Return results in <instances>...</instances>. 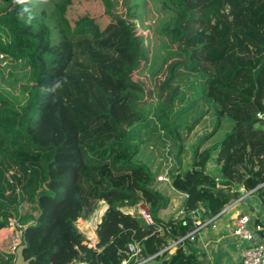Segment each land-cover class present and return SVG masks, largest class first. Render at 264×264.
I'll use <instances>...</instances> for the list:
<instances>
[{"label": "trees", "instance_id": "obj_1", "mask_svg": "<svg viewBox=\"0 0 264 264\" xmlns=\"http://www.w3.org/2000/svg\"><path fill=\"white\" fill-rule=\"evenodd\" d=\"M32 1L0 0V54L27 71L19 101L0 90V229L12 218L26 225L22 254L32 264H201L186 237L197 221L219 215L239 187L264 207V0H162L172 24L159 32L171 46L148 66L163 76L150 118L146 88L132 77L144 70V46L130 8L54 0L49 15ZM91 2L102 12L73 15ZM215 4L225 12L223 39L208 20ZM56 79L62 87L51 94ZM207 117L211 130L182 170L185 142ZM224 121L229 129L205 146ZM150 126L147 136L175 163L165 180L142 152ZM170 193L181 197L179 217L164 215ZM100 202L107 209L93 248L77 222ZM137 205L152 224L124 210ZM0 264L13 256L0 252Z\"/></svg>", "mask_w": 264, "mask_h": 264}, {"label": "rangeland", "instance_id": "obj_2", "mask_svg": "<svg viewBox=\"0 0 264 264\" xmlns=\"http://www.w3.org/2000/svg\"><path fill=\"white\" fill-rule=\"evenodd\" d=\"M116 4L115 11L119 14L126 15L128 13L127 8H130V12L133 15L131 18V22L134 24L136 32L143 41L144 51H143V61L142 64L144 66V70L139 68V71L133 74V79L141 81L145 88L147 95L145 96L146 101L151 108H146L145 117H152V111L157 107L159 99L156 92V89L160 88L162 83V75L157 77H151L148 71L149 63L153 60L155 54H167L169 48L171 46L170 41L163 37L160 34L161 28L164 26H168L172 24L171 15L173 13L172 10L169 9L167 4L162 3V0H114ZM54 0H33L32 5L36 11L44 10L49 15L52 11ZM1 5V4H0ZM100 8L97 4L91 2L88 4H84L81 8L73 12V15L82 16L84 14H99ZM224 8L220 4H215L209 11L208 20L211 25L220 31L222 39L224 38V34L226 32V24L224 20ZM223 48L222 43L219 46V50L217 51V55L221 52ZM174 59H170L168 62L173 61ZM27 79V71L22 67L20 63H16L3 57L0 54V90L4 92H8L10 97L18 98L16 101H19L22 96L21 94V86L25 85V81ZM149 92V94H148ZM212 126V118L207 117L201 125H199L195 131L192 133L190 138L185 142V152L182 156V163L180 169L186 170L190 167L193 160V150L200 140L201 136L210 132ZM153 126H150L146 131H144L141 135L144 143L142 147L143 155L147 158L149 163L152 165L153 170H157L159 172L157 178H166L167 171L174 166V160L170 157L165 158L166 154L161 152V141H159L157 136L148 137L147 134L154 132ZM230 127V124L227 121H224L221 130L211 138L205 146H210L214 142L218 141L219 138L226 132ZM165 152V151H164ZM173 163V165H172ZM208 172L213 176L218 175V169L213 164L208 168ZM158 181H160L158 179ZM102 202H100L97 208L94 210L91 216L95 215L98 211V215L102 208ZM181 204V197L178 195H173L170 193V206L167 212L164 215H174L175 217H179L181 215L179 211V205ZM142 205H138L132 207L129 211L130 214H138L139 208ZM28 209L27 205L21 209V212H25ZM127 209H125L126 211ZM128 211V210H127ZM36 214V212H33ZM90 216V217H91ZM89 217V218H90ZM82 220V221H81ZM29 223H32V220H29ZM86 219H80L78 224L79 226L83 224ZM86 224V222L84 223ZM79 230V229H78ZM170 244V246H172ZM169 246V247H170ZM172 248V247H171Z\"/></svg>", "mask_w": 264, "mask_h": 264}, {"label": "crops", "instance_id": "obj_3", "mask_svg": "<svg viewBox=\"0 0 264 264\" xmlns=\"http://www.w3.org/2000/svg\"><path fill=\"white\" fill-rule=\"evenodd\" d=\"M238 192L240 197L237 200L226 205L219 215L211 219L213 221L210 224L204 225L206 221L202 225L193 246L201 264H239V256L245 243L230 233L232 223L237 217L244 214L253 215L264 225V207L261 206L259 199L240 187ZM101 205L102 212L100 211L99 215L97 211L95 215L86 219V224L84 222L78 227L79 231L94 243L97 242L96 227L106 207L104 202ZM126 209L128 210L126 212L132 213L129 211L131 208ZM173 251L174 248H169L170 253Z\"/></svg>", "mask_w": 264, "mask_h": 264}, {"label": "built area", "instance_id": "obj_4", "mask_svg": "<svg viewBox=\"0 0 264 264\" xmlns=\"http://www.w3.org/2000/svg\"><path fill=\"white\" fill-rule=\"evenodd\" d=\"M258 116L262 117V115ZM158 179L165 180V178L163 179L161 177ZM138 214L142 216L147 224L153 223L149 212L143 206L139 208ZM211 219L206 223L197 221L195 230L186 237H188L191 242L196 241L198 233L203 227L202 225L204 223V225L210 224L213 221ZM78 222L77 228L79 227ZM25 227L26 225L21 224L16 218H12L9 219L8 224L4 228L0 229V252L13 256V261H15L17 249L23 244L22 234ZM230 233L245 243V247L239 256V264H264V225L259 223L255 216L244 214L237 217L232 223ZM87 240L90 242L89 245L94 248L96 243L91 242L88 236ZM180 243H182V239L173 242V245L169 248H174ZM128 249L133 255H136L138 251L136 244H130ZM185 251L187 252L188 249L185 248ZM123 264H125V262H123Z\"/></svg>", "mask_w": 264, "mask_h": 264}, {"label": "water", "instance_id": "obj_5", "mask_svg": "<svg viewBox=\"0 0 264 264\" xmlns=\"http://www.w3.org/2000/svg\"><path fill=\"white\" fill-rule=\"evenodd\" d=\"M106 209H107V206L105 207V210ZM105 210H104V212H105ZM26 247H28L27 242H24L21 246H19V248L17 249V252H16L14 264H32L31 260L25 259L23 254H22L24 248H26Z\"/></svg>", "mask_w": 264, "mask_h": 264}, {"label": "clouds", "instance_id": "obj_6", "mask_svg": "<svg viewBox=\"0 0 264 264\" xmlns=\"http://www.w3.org/2000/svg\"><path fill=\"white\" fill-rule=\"evenodd\" d=\"M14 2L18 3V4H24V3H26V0H14ZM25 11H26V9H25ZM30 19L31 18H29V22H30ZM62 83H63V81L61 79H56L53 81L52 85L46 89V91L51 93V94H54V93H56V91L58 89H60L62 87Z\"/></svg>", "mask_w": 264, "mask_h": 264}]
</instances>
